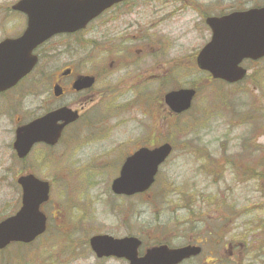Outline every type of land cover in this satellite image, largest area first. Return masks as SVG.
Returning <instances> with one entry per match:
<instances>
[{"label": "rangeland", "instance_id": "374dc122", "mask_svg": "<svg viewBox=\"0 0 264 264\" xmlns=\"http://www.w3.org/2000/svg\"><path fill=\"white\" fill-rule=\"evenodd\" d=\"M14 1L0 0V39L20 30L17 19L8 16V8ZM187 2L190 6L184 1L181 15L162 21L164 32L160 41L164 42L166 50L151 56L148 115L129 113V119L124 118V121L120 115L119 123L111 134L80 146L75 143L67 146L62 140L56 148L36 147L23 163V171L30 168L39 178L52 181L51 198L43 209L49 215L53 228L47 237L43 236L32 245L12 246L1 251L0 264H99L90 257L89 247L84 243L101 229L90 226L84 230L79 224H72L67 230L57 226L58 218L66 209L69 218L73 211L72 220L77 222L82 203L94 202L92 207H96L99 216L96 220L103 228L99 232L117 230L116 224L121 218L119 214L110 212L106 200L109 193L112 194L110 185L117 175L119 161L108 162L119 151L117 148L129 142L152 146L170 142L174 146L151 189V202L136 201L132 229L135 234L145 235L152 228L157 229L156 233L169 231L181 225V230L188 237L195 238L200 225L198 220H188L190 215H197L203 218L202 227L231 222V237L245 239L249 243L247 246L264 241V231L259 229L264 221V176L260 183L254 180V166L249 164L250 159L232 161L239 157V152L246 158L250 157L249 150L255 152L253 148L264 144V59L255 64L248 63L250 79L238 86L208 82L195 64L196 52L209 37L205 24L207 14L233 7L261 6L264 0ZM170 5L175 6L176 3ZM7 19L12 21L6 22ZM70 41L74 43V40ZM160 45L161 42L154 41L153 46ZM85 55L90 68L82 64ZM95 57L77 48L62 55L57 63L70 60L80 65L81 72H92L99 61ZM162 76L165 84L158 80ZM36 77L40 75L36 73L18 88L22 101L20 108H13L6 115L9 101L0 98V220L13 214L20 205L21 194L15 185L20 167L10 160L9 149L13 129L19 122L17 119L21 117L20 121L25 123L42 114L51 103V98L40 92L28 96L30 88L31 92L37 91L36 87L30 86L31 79ZM254 79L259 81L258 85L250 82ZM190 84L199 87L194 107L183 116H170L162 102L164 92ZM18 110L20 112L15 117ZM36 151L39 156L49 153L48 159L35 158ZM121 154L119 152L118 156ZM230 154L231 162L228 163L225 155ZM260 157L264 158V155ZM109 164H113L111 169ZM87 195L90 197L86 198ZM74 206L76 209L72 210ZM67 233L69 236L66 238ZM186 240L183 237V241ZM255 250L247 253L248 263L264 264V254L260 252L259 256Z\"/></svg>", "mask_w": 264, "mask_h": 264}, {"label": "flooded vegetation", "instance_id": "af4514ba", "mask_svg": "<svg viewBox=\"0 0 264 264\" xmlns=\"http://www.w3.org/2000/svg\"><path fill=\"white\" fill-rule=\"evenodd\" d=\"M184 1L188 3L187 0H100L98 7L101 8H98L97 14L90 18L84 26L81 23L70 24L68 22L81 20L82 17H86V12L89 9L86 7L85 0H15L9 6L10 15L8 16L17 19L20 30L14 35H3L0 39V44L8 39L21 38L29 28L40 32L48 31V37L38 43L31 52L38 58L32 72L20 80L13 88L0 92V98H7L9 101L6 115L13 108H20L22 101L17 90L36 73L40 77L32 78L30 86L36 87L37 91L34 89L31 92L30 88L28 96L32 93L40 92L51 98L50 105L38 116L60 108H68L79 115L76 120L67 123L55 145L38 143L25 158L20 157L15 149L16 130L30 120L23 123L20 121L21 117H17L19 122L13 129L9 149L11 150L10 160L20 167L19 175L15 179V185L21 194L19 208L22 202V187L18 184V179L23 175L35 174L30 168H26L23 171L22 165L31 156L36 147L56 148L61 145L62 140L63 144L67 146H70V143L80 146L84 143L94 142L104 139V137L114 131L119 123L120 115L121 121H124V118L129 119V113L134 116L139 114H144L145 116L150 113L148 90H150L149 83L151 80V56L159 51L166 50L164 42L160 41L162 32H164L161 29L162 21L175 15H181ZM170 3L180 4V6H171ZM254 7L258 6H253L252 8ZM90 9H92L91 6ZM246 9L233 7L229 10H221L219 13H212V15L207 14L206 18H221L230 13ZM206 18L205 24L209 37L205 44L214 37V29L207 23ZM9 20L12 21V19H7L6 22H9ZM0 26H2L1 22ZM70 40H74V43ZM154 41L161 42L162 45L155 47L153 46ZM77 48L84 51V54L89 53L91 57L96 56L95 59L99 60L92 72L87 70L81 72L80 65H75L70 60L65 61L63 64L57 63L62 55L70 53L71 50L76 51ZM200 50L196 52L195 56L197 70L205 75L207 81L208 77H210L212 82L215 81L231 86H238L250 79L248 63L255 64L263 60L244 59L241 66L247 70L245 78L235 83H228L215 79L208 72L199 69L197 56ZM45 59H48V61L43 62ZM82 64L87 66L86 55L82 59ZM84 76H92L94 82L89 86L80 87L77 84L78 80ZM158 80H160L161 84L166 83L164 76L158 78ZM250 82L255 85L259 84L257 79L250 80ZM181 86H176L174 89L181 88ZM189 86H193V84ZM174 89L164 92L162 102H164L165 109L170 116H183L194 107L199 89L196 88L197 95L193 100L191 109L182 113L174 112L167 105L165 96ZM140 102L142 103L140 104ZM140 105L143 107L142 110ZM19 112L20 110L16 111L15 117L18 116ZM90 129H95V131ZM67 139L70 141H66ZM141 147L153 148L155 146L149 143H125L120 148H117L119 151L108 162L117 163L119 161L117 175L112 179L110 185L112 194L109 193L110 197L106 200L108 206H110V212L119 214L121 218V221L116 224L117 230L109 229L105 232H99L103 228L100 227V223L96 220L99 217L98 211L96 207H92L94 202L90 204L88 201L82 203L84 205L81 208L80 218L77 222L72 220L74 217L73 211L72 218H69L65 209L66 214H60L57 226L66 227L68 230L72 224H79L84 230L90 226L101 229L94 232L87 242L84 243L85 247H89L90 257L99 264H249L247 253L255 250V248L252 245L247 246L249 243L243 238L231 237V226L229 224L231 222H226L222 225H204L202 227L203 218L197 215H190L188 222L198 220L200 225V229L195 231V238L193 236L188 237L181 230V225L169 231H158L157 233V229L152 228L145 235L133 232V214L137 204L136 201L151 202L149 198L152 190L134 195L116 194L112 190V183L119 176L126 158ZM253 150L255 152L252 150H249L250 153L248 152L250 157L246 158L239 152V157H234L232 161L240 162L250 159L251 161L248 163L251 165L256 164L257 159H264L260 157V155H264V144H258L257 148H253ZM119 152H122L120 156H118ZM34 157L40 159L47 157L46 159H48L49 153L39 156L36 151ZM225 158L228 163L231 162V154L225 155ZM109 165V169H111L113 164ZM47 181L51 184L52 192V181ZM88 197L90 196L87 195L86 198ZM81 198L84 199L82 196ZM45 205L42 206V209ZM75 209L76 206L72 208V210ZM47 217L48 224L52 229L53 226L50 223L48 214ZM65 223H67V226L64 225ZM118 229H121V231H118ZM98 234H107L119 240L133 238V241L117 244L116 246L118 247L113 248V254L97 256L91 248L90 239ZM183 237L187 239L185 242ZM189 245L193 248L191 249L192 253L188 257L180 258L179 260L177 251Z\"/></svg>", "mask_w": 264, "mask_h": 264}, {"label": "water", "instance_id": "95a60500", "mask_svg": "<svg viewBox=\"0 0 264 264\" xmlns=\"http://www.w3.org/2000/svg\"><path fill=\"white\" fill-rule=\"evenodd\" d=\"M86 17L69 21L84 26L98 12L100 0H85ZM90 6L92 9H90ZM207 23L214 29L213 39L197 56L200 69L206 70L216 79L233 83L243 79L247 70L241 66L244 59L264 57V7L245 12H234L221 18L208 17ZM71 30V28H70ZM48 37V31H28L19 39L5 40L0 44V92L16 85L29 74L37 62L33 48ZM80 87L89 86L94 78L84 76L78 80ZM196 90L181 88L169 92L165 98L173 111L182 112L190 108ZM78 114L61 108L38 117L17 129L15 149L20 157H26L34 144H55L68 122L76 120ZM172 146L165 143L155 149L141 148L124 163L121 175L113 183L118 193L143 192L154 182L161 163L169 156ZM22 207L13 216L0 223V249L11 242L28 243L46 230V215L41 204L49 199L50 185L33 174L22 176ZM125 240H114L107 236H94L91 245L98 256L113 254V247ZM192 248H183L182 256H188Z\"/></svg>", "mask_w": 264, "mask_h": 264}, {"label": "trees", "instance_id": "16d2710c", "mask_svg": "<svg viewBox=\"0 0 264 264\" xmlns=\"http://www.w3.org/2000/svg\"><path fill=\"white\" fill-rule=\"evenodd\" d=\"M264 71V70H263ZM208 81L209 82H212V79L210 78V77H208ZM196 88H199L197 85H196ZM264 159H262V160H260V159H257V163L256 164H251V166H254V167H252V172H253V178H254V180L258 183H260L261 181H262V177L264 176ZM259 168H261V170H259ZM262 178V179H261ZM260 230H263L264 231V221H263V223L262 224H260V228H259ZM63 233V232H62ZM263 233V236H264V232H262ZM50 233H48L47 235H46V237L49 235ZM69 236V233H67L66 234V238ZM262 243H259V241L258 242H256L255 244H254V248L256 249L255 251H258L259 253L258 254H260V252L261 253H263L264 254V241H261ZM258 243V244H257Z\"/></svg>", "mask_w": 264, "mask_h": 264}]
</instances>
